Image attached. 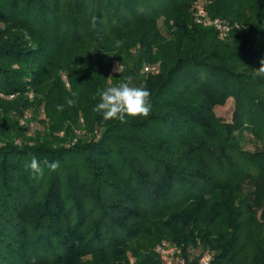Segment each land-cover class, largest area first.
Wrapping results in <instances>:
<instances>
[{"label":"trees","instance_id":"1","mask_svg":"<svg viewBox=\"0 0 264 264\" xmlns=\"http://www.w3.org/2000/svg\"><path fill=\"white\" fill-rule=\"evenodd\" d=\"M256 3L0 0V264H178L163 243L185 264H264ZM200 8L232 31L199 24ZM129 77L150 115L105 121L99 93ZM230 97L231 124L214 113ZM245 128L261 150L242 146ZM33 157L60 166L37 177Z\"/></svg>","mask_w":264,"mask_h":264},{"label":"clouds","instance_id":"2","mask_svg":"<svg viewBox=\"0 0 264 264\" xmlns=\"http://www.w3.org/2000/svg\"><path fill=\"white\" fill-rule=\"evenodd\" d=\"M123 41L116 40L115 46L118 48L122 45ZM122 64L118 63L114 66L113 71L121 73ZM255 72L264 74V59L260 61V67ZM110 76L107 80H111ZM151 93L148 89L140 86H135L131 83V78H126L123 82L116 85H109L104 88L100 93V102L97 103L93 111L102 114V118L105 121L118 120L120 122H126V117H148L151 112L150 103ZM77 93L73 92L71 98L66 99V105L68 107L73 106L76 103ZM57 111H63L65 105H57ZM60 166L59 161H49L44 159L40 161L33 157L26 167L37 177L44 175L45 169L50 171H56ZM32 264H36L33 259Z\"/></svg>","mask_w":264,"mask_h":264},{"label":"built area","instance_id":"3","mask_svg":"<svg viewBox=\"0 0 264 264\" xmlns=\"http://www.w3.org/2000/svg\"><path fill=\"white\" fill-rule=\"evenodd\" d=\"M196 19L199 24L204 27H213L220 35L221 38H225L231 31L232 26L225 21L220 19L211 20L207 13L201 8L197 9ZM157 70V66H146L144 71L146 73L155 72ZM77 136L80 135V131H77ZM77 140L75 139L74 142ZM156 252L166 257H171L176 259V263L185 264V259L182 257V249L176 246H170L166 243H163L161 246L156 248ZM212 256L209 254H205L200 258L199 264H211Z\"/></svg>","mask_w":264,"mask_h":264},{"label":"rangeland","instance_id":"4","mask_svg":"<svg viewBox=\"0 0 264 264\" xmlns=\"http://www.w3.org/2000/svg\"><path fill=\"white\" fill-rule=\"evenodd\" d=\"M247 1L251 3L248 6H253V5L256 6V5H258L256 2L259 3V0H247ZM253 1H255V2L252 4ZM160 24H161V21H160ZM116 74H118V73H116L112 70L111 75L116 76ZM112 79H113V77H112ZM214 113H215L216 117L219 118L220 120H222L223 122L229 123V124L233 123L234 114H235V100L231 97L228 98L227 101L223 105H218L214 108ZM34 123L36 124V126L38 125L37 122H34ZM30 130L31 131L34 130L33 127H31ZM84 135H85L84 131L80 130L79 137H75V139L78 140L79 138H82L81 136H84ZM237 135L240 138L242 146L247 151H249L251 153H255L257 150L262 149L263 144L260 141L258 142V140L255 138V136H253V134L249 131V128H245V130L238 133Z\"/></svg>","mask_w":264,"mask_h":264}]
</instances>
